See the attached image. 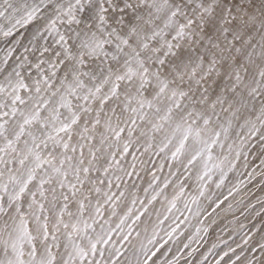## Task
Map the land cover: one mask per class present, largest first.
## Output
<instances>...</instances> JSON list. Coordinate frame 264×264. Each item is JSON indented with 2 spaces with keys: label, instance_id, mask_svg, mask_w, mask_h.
I'll use <instances>...</instances> for the list:
<instances>
[{
  "label": "snow or ice",
  "instance_id": "1",
  "mask_svg": "<svg viewBox=\"0 0 264 264\" xmlns=\"http://www.w3.org/2000/svg\"><path fill=\"white\" fill-rule=\"evenodd\" d=\"M0 264H264V0H0Z\"/></svg>",
  "mask_w": 264,
  "mask_h": 264
}]
</instances>
